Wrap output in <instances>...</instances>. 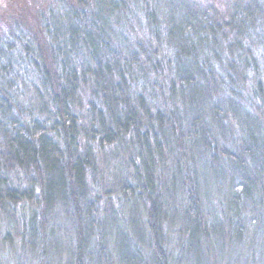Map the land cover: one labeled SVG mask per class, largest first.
<instances>
[{"label": "trees", "instance_id": "1", "mask_svg": "<svg viewBox=\"0 0 264 264\" xmlns=\"http://www.w3.org/2000/svg\"><path fill=\"white\" fill-rule=\"evenodd\" d=\"M217 1L223 2L221 9ZM131 24L146 30L154 44L151 54L139 58L144 45L126 43L123 30ZM259 24H264V0H0V203L27 200L47 209L59 197L82 201L89 210L85 180L86 170H95L94 147L133 135L140 152L138 162L131 160L134 187L128 198H146L152 264H168L159 239L163 200L155 179L162 178L158 167L164 163L159 138L179 129V150L194 138L198 143L192 145L199 147L214 131H204L207 122L196 129L193 117L198 109L201 122L205 117L207 91L227 85L234 93L249 72L264 82V64L253 54V46L262 42L252 43ZM153 84L166 100L151 97L165 103L163 117L139 92ZM253 87L258 96L253 101L259 103L262 82ZM84 95L87 123L75 112ZM182 105L189 107L185 114ZM250 129L244 121L242 143L251 139ZM176 169L181 170L178 164ZM26 179L30 188L20 184ZM192 190L185 187L179 230L187 251L199 250L209 236ZM38 223L32 233L45 230ZM86 231L85 220L78 219L73 264L94 256L87 250ZM92 238L97 261L106 264L99 253L102 236Z\"/></svg>", "mask_w": 264, "mask_h": 264}, {"label": "rangeland", "instance_id": "2", "mask_svg": "<svg viewBox=\"0 0 264 264\" xmlns=\"http://www.w3.org/2000/svg\"><path fill=\"white\" fill-rule=\"evenodd\" d=\"M215 5L221 9L223 2L221 6L219 1ZM257 30L258 34L253 35L252 43L262 44L253 46V54L262 66L264 24H259ZM123 31L129 46L135 47L134 43L144 45V53L140 51L139 58L153 52L154 44H149L142 24H131ZM148 76V81L151 82L152 75ZM258 80L262 82V101L256 103L253 100H257L258 96L253 94V86ZM262 80L263 77L259 74L249 72L240 80L234 93L229 92L227 85L223 89L215 87L207 91L210 100H207L208 105L203 106L208 109L204 110L205 117L202 122L201 110L198 109L196 115H193L196 120L198 118L196 129L207 122L210 124L204 131L208 128L215 131L212 137L207 136L206 141H200L202 147L192 145L198 143V139L194 138V142L191 141L184 150H179L176 144V138L181 136L179 129L177 134H169L167 139L159 138L164 154V163L158 167L163 168L160 172L162 178L159 175L155 179V182L161 183L160 194L163 200L159 210V239L166 249L168 264H264ZM137 90L139 91L138 87ZM139 92L144 103L155 105V108H151L154 109V114L155 109H160L159 116L163 117L165 103L161 106L162 99H151L153 95L161 97L159 89L157 91L153 84ZM87 95L80 97L81 109L75 110L86 123ZM36 98L37 96H34L31 99L34 112L37 111ZM163 99L166 102L165 98ZM215 105L223 107L214 108ZM209 106H212V110H209ZM180 108L184 114L189 109L183 105ZM213 114L222 123L214 121ZM244 121L246 130L250 126L252 135L251 139L245 138L246 142L242 143L243 140L238 135ZM94 151L95 170L87 169L85 180L88 185L86 194L89 210L82 201L74 202L70 198L62 200L59 197H55L47 209L38 208L36 202L27 200L16 204L0 203V264H73L78 219L83 222L85 220L89 240L87 250L94 254L89 259L85 257L84 264H99L96 259L98 252L92 238H95V235L102 236L103 248L99 253L106 259V264H152L146 215L148 202L145 197L135 200L128 198L134 187L131 160L135 163L139 161L140 150L136 137L121 136L114 144L106 145L102 149L94 147ZM177 164L181 168L180 171L176 169ZM172 170L174 172L171 173ZM11 174V177L16 178L15 172ZM20 184L30 188L27 179L22 180ZM185 187L193 188L204 222L209 227L208 241L205 244L203 242L199 250L187 251L184 243L181 245L184 246L182 250L180 246L184 241L179 230L184 213ZM235 197L239 202L237 205L232 202ZM38 222L43 223L45 230L41 228L42 233H32L31 226H36ZM121 244L123 248L120 247Z\"/></svg>", "mask_w": 264, "mask_h": 264}]
</instances>
